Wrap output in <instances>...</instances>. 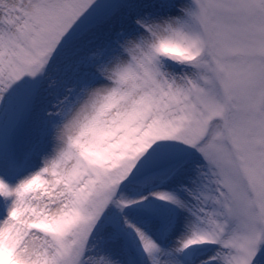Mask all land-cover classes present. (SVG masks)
Wrapping results in <instances>:
<instances>
[{
  "label": "snow or ice",
  "instance_id": "snow-or-ice-1",
  "mask_svg": "<svg viewBox=\"0 0 264 264\" xmlns=\"http://www.w3.org/2000/svg\"><path fill=\"white\" fill-rule=\"evenodd\" d=\"M0 264H264V0H0Z\"/></svg>",
  "mask_w": 264,
  "mask_h": 264
}]
</instances>
